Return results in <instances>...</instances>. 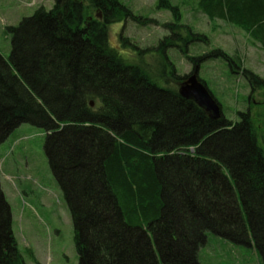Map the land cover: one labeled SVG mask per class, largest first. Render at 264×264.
<instances>
[{"label":"trees","instance_id":"obj_1","mask_svg":"<svg viewBox=\"0 0 264 264\" xmlns=\"http://www.w3.org/2000/svg\"><path fill=\"white\" fill-rule=\"evenodd\" d=\"M159 7L179 18L169 0ZM200 7L264 46V0H201ZM131 15L120 0H54L7 26L0 144L22 123L48 131L46 152L69 205L79 264H202L209 232L253 246L264 262V146L251 112L215 120L180 94L188 75L168 54L173 30L159 43L156 64L124 57L109 26ZM191 58L195 71L205 55ZM236 65L264 89V77ZM0 264H26L1 183Z\"/></svg>","mask_w":264,"mask_h":264},{"label":"rangeland","instance_id":"obj_2","mask_svg":"<svg viewBox=\"0 0 264 264\" xmlns=\"http://www.w3.org/2000/svg\"><path fill=\"white\" fill-rule=\"evenodd\" d=\"M120 1L132 15L109 26L111 44L126 58L144 56L156 64L159 43L173 30L176 44L167 46V50L177 72L189 77L198 70L228 119L239 120V111H250L264 146V89L253 88L236 65L264 77L262 43L239 24L206 14L200 7L201 0H169L179 18L171 8L159 7L160 0ZM53 4L54 0H0L1 53L7 57L11 51L7 26L18 24L41 6L49 9ZM168 22L182 27L171 29L165 25ZM196 33L201 39L185 43L186 36ZM121 36L129 39L127 47L122 46ZM215 49L236 58V62L215 55ZM201 55L205 58L194 71L191 56ZM47 136L45 128L22 123L0 144L1 188L11 208L12 230L26 264H79L69 205L46 152ZM199 259L202 264H264L253 246L212 232L200 247Z\"/></svg>","mask_w":264,"mask_h":264},{"label":"water","instance_id":"obj_3","mask_svg":"<svg viewBox=\"0 0 264 264\" xmlns=\"http://www.w3.org/2000/svg\"><path fill=\"white\" fill-rule=\"evenodd\" d=\"M179 91L185 98L192 99L198 103L213 119L217 120L222 116V105L200 79L198 70L183 81Z\"/></svg>","mask_w":264,"mask_h":264}]
</instances>
